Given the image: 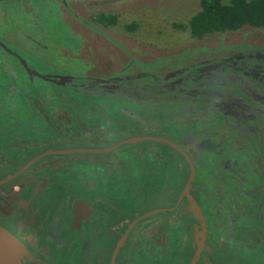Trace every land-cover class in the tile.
I'll use <instances>...</instances> for the list:
<instances>
[{
	"label": "flooded vegetation",
	"instance_id": "obj_1",
	"mask_svg": "<svg viewBox=\"0 0 264 264\" xmlns=\"http://www.w3.org/2000/svg\"><path fill=\"white\" fill-rule=\"evenodd\" d=\"M57 1L73 12L69 4L91 3ZM57 1L41 0L43 22L27 0L0 2V184L16 176L0 186V227L25 247L21 264H264V29L194 40L168 53L184 56L173 68L130 70L121 56V68L75 83L66 81L78 67L66 33L79 37L84 59L113 57L96 24L115 14L80 19L60 8L59 37ZM13 3L25 8L24 22L10 19ZM92 35L98 48L85 39ZM78 123L102 127L73 144ZM118 126L155 129L142 137L184 150L200 217L182 198L185 158L156 142L109 151L130 139H108ZM82 149L99 153L63 154Z\"/></svg>",
	"mask_w": 264,
	"mask_h": 264
},
{
	"label": "rangeland",
	"instance_id": "obj_2",
	"mask_svg": "<svg viewBox=\"0 0 264 264\" xmlns=\"http://www.w3.org/2000/svg\"><path fill=\"white\" fill-rule=\"evenodd\" d=\"M199 2L200 0H121L118 2H116V0H91V3L89 2V6L86 8L76 3L72 5L69 4L74 7V12L62 6L58 1L55 2V4L51 6L54 12L51 22L53 23L54 32L58 30L59 37H61V33L59 30L58 18L55 13H57L58 10L61 11L63 7L65 11H68L66 15H71L72 17L75 15L80 19L89 18L91 16L97 17L103 12L113 13L118 19L114 27L96 24L98 27L102 28L101 33L109 37L107 38L105 36L106 38L102 39L104 45L108 44L106 42L107 39V41L111 42L112 45L117 48V53L110 58L108 52H104V55L98 53V55L96 54L94 57L84 59L82 53L78 52V46H80L81 43L79 42V37L73 36L71 33H66L68 39L65 41V46L66 52L67 50L69 52V64L75 63L78 66L69 68V78L79 75L83 77V79H86L91 76V71H94V77H98L109 70L114 71L115 68L106 69L104 67L105 65L112 66L113 64L121 68L124 65L121 56L125 57V64L130 67V70L132 68H142L143 70H145V68L159 67L162 69L173 68L175 64H181L180 61H183V54L172 55L168 53H179L186 47L196 44L194 43L195 39L193 40L190 37L189 32L179 30L176 27L181 24H186L189 19L199 11ZM222 2L228 4L230 0H222ZM26 4L29 8L35 9V14H39L42 22L45 21V15L43 14L44 7L42 6L41 0H27ZM66 5L68 6V4ZM12 7L14 12L10 15L12 22L17 21V19L24 22L25 19L22 17L25 14V8L16 3H13ZM93 22L94 21H91V23ZM133 24H136L138 28L130 32L128 27ZM90 27L93 28L92 26ZM91 33L92 32H90L89 35H91ZM94 37L95 36L92 35V37L89 36L85 39L89 43H92L95 49V47H99V43ZM28 49L32 50L30 47ZM52 55H55V53L53 52ZM140 62L148 63L141 64ZM93 65L99 68H91ZM79 66H83L84 68H80ZM70 97L71 99H75V94L71 92ZM148 117L153 116L148 115ZM129 129V131H123L126 135L131 133L129 135L130 138L143 135L146 136L150 134V132H155V129H151L150 132H140L141 129L139 128H136L134 131H132V127ZM115 130H117V128ZM150 144V142H142L131 144L127 147L134 148L135 146H147ZM168 203V200H161L159 202L162 206H167Z\"/></svg>",
	"mask_w": 264,
	"mask_h": 264
},
{
	"label": "trees",
	"instance_id": "obj_3",
	"mask_svg": "<svg viewBox=\"0 0 264 264\" xmlns=\"http://www.w3.org/2000/svg\"><path fill=\"white\" fill-rule=\"evenodd\" d=\"M97 21L106 27H114L118 19L114 15H100L97 17ZM245 27L264 29V0H230L228 4H224L222 0H200L199 11L186 24H181L176 28L189 32L193 40H201L208 35L235 32ZM137 28L136 24L128 27L130 32ZM73 81L79 82L76 79ZM80 89L82 87H76L78 91L76 94H86ZM98 127L102 126L97 123L79 124L77 129L71 132L70 143H85L96 135ZM123 130L129 131L130 129L118 126L117 130L110 131L108 139L117 143L129 138L131 133L126 135ZM102 131L106 132L107 130Z\"/></svg>",
	"mask_w": 264,
	"mask_h": 264
},
{
	"label": "water",
	"instance_id": "obj_4",
	"mask_svg": "<svg viewBox=\"0 0 264 264\" xmlns=\"http://www.w3.org/2000/svg\"><path fill=\"white\" fill-rule=\"evenodd\" d=\"M1 1H6V0H0V2ZM73 79L74 78H66V81H69V80L72 81ZM142 142H154V143L156 142V143L163 144V145L168 146L169 148L179 152L185 158V160L188 162V164L190 166V177H189L187 186L184 190V193L182 195V198L184 197V195H186L188 197V201H189V205H190L189 207H190L191 211L196 216L200 217L201 211H200L199 207L197 206L196 202L194 201V199L189 195V191H190L189 189H190V187H191V185L195 179V168L193 166V163H192L190 157L177 144L171 142L170 140L162 138V137H142L141 136V137H135V138H130L128 140H125V141L119 143L115 148H113L109 151H114L115 149L119 148L120 146L137 144V143H142ZM75 153L85 154V153H99V152L82 149V150H73V151L64 152L63 154L73 155ZM32 164H34V162L30 163L23 170L28 169ZM15 177L16 176L9 177L3 183H1L0 186L8 183L11 180H13ZM5 241L13 243L16 247V251L13 253L10 252L7 249V247L5 246ZM22 255L27 256V251H26L25 247L13 235H11L6 229L0 227V264H21L20 258ZM196 263H197V259H195L192 264H196Z\"/></svg>",
	"mask_w": 264,
	"mask_h": 264
},
{
	"label": "bare ground",
	"instance_id": "obj_5",
	"mask_svg": "<svg viewBox=\"0 0 264 264\" xmlns=\"http://www.w3.org/2000/svg\"><path fill=\"white\" fill-rule=\"evenodd\" d=\"M5 246L12 253L16 251L15 245L13 243H11V242L5 241Z\"/></svg>",
	"mask_w": 264,
	"mask_h": 264
}]
</instances>
